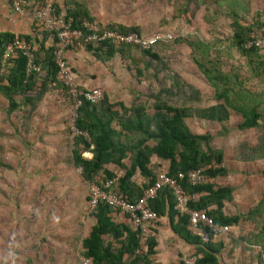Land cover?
<instances>
[{"label":"rangeland","instance_id":"1","mask_svg":"<svg viewBox=\"0 0 264 264\" xmlns=\"http://www.w3.org/2000/svg\"><path fill=\"white\" fill-rule=\"evenodd\" d=\"M43 1L27 0L28 12L21 16L12 11L9 3L8 8L13 21L27 23L29 34L36 33L39 39L44 31L45 48L51 44L52 35L35 26L31 18V10ZM51 1L59 15L75 6L84 7L92 18L84 22L94 23L100 31L127 30L143 37L172 35L167 40L159 38L156 45L148 48L157 58L145 55L144 49L136 45H120L112 56L96 58L97 69L110 72H105L106 81L104 78L102 84L93 86L102 95H110L107 102H121L126 108L142 106L149 114L157 99L174 106H188L191 111L221 103L214 92L225 89L226 102L231 104L227 107V120L216 122L191 116L185 121L192 132H208L209 145L223 152L228 172L215 182L233 188L223 212L245 213L260 201L264 195V155L258 156L262 151L260 145L264 147V51L247 56L232 43L231 34L233 19L264 18V0ZM67 48L75 52L82 44L77 39ZM194 61L209 68L211 75L213 70L222 74L221 80L226 81L216 80L211 85ZM39 68L36 85L44 79V66ZM61 84L47 83L39 89L36 86L30 92L33 98L29 102L15 96L18 107L14 110L7 109V102L0 95V264H88L83 260L81 241L94 221L87 203L88 184L93 181L84 180L80 169L72 164L71 151L80 145L75 146L72 133V96ZM83 88L76 84V89ZM157 91L160 95L155 99ZM233 106L254 107L260 115L258 125L236 127L242 118ZM112 127L118 128L115 120ZM239 142L255 146L259 152L255 151L253 158L251 153L244 158V152L235 151ZM81 156L88 158L90 152L83 151ZM123 164L128 161L123 159ZM161 164L163 161L150 158L151 172L156 175ZM105 167L115 176L121 174L117 166ZM132 178L142 179L137 174ZM95 179V184H102L101 174ZM229 226L228 231L214 236L225 245L220 264H264V202L250 218ZM156 231H161V227L155 228L152 235L162 246L168 234ZM175 247L181 250L182 260L194 258L184 244Z\"/></svg>","mask_w":264,"mask_h":264},{"label":"trees","instance_id":"2","mask_svg":"<svg viewBox=\"0 0 264 264\" xmlns=\"http://www.w3.org/2000/svg\"><path fill=\"white\" fill-rule=\"evenodd\" d=\"M56 11L55 8L54 13ZM64 18L69 19L71 27L80 29L82 36L88 33L83 23H85L84 21L90 22L92 18L89 17L84 7L75 6L67 9ZM241 20L243 19H233L232 43L236 48L247 53V56L256 52L259 53L260 51L253 48H242V43L252 24L246 23L247 19ZM251 22L259 23L257 19ZM133 31L137 30L133 29ZM43 32L39 39L34 37L35 35L19 34L27 42L37 41V50L34 51L35 62L44 66V73L41 72L44 79L39 85L35 84L37 72L26 73V57L20 52L7 59L2 58L3 47L6 42L12 39L14 33L0 32V95L5 98L8 110H14L18 107L15 96L20 95L24 102H29L33 98L30 97V92L35 91L36 86L39 89L40 85L47 83H62L56 78L57 68L52 54L55 39L53 38L51 44L44 48L42 40L45 38V33ZM79 40L82 48L92 52L95 58L110 57L120 50L107 41L96 44L84 43L82 38ZM123 45L127 46V44ZM154 45L156 43L152 44L150 48ZM70 46L72 45L67 47ZM143 52L151 58H157L150 49H144ZM2 61L3 65H1ZM194 62L203 77L211 85H214L216 80L226 81L221 80L222 74L213 70L214 74L211 75L209 68ZM62 86L65 89L68 88L64 84ZM159 95L160 91H157L154 95L155 99ZM214 97L222 99V102L193 111L188 106H174L157 99L152 104L151 114H146L142 106L126 108L121 102L109 103L104 95L97 103H89L81 99L75 110L76 117L74 119V126L77 130L74 135V144L75 146L80 145V148L72 149V164L80 169L81 177L88 182L93 181L92 183H94L98 174L102 175V184L103 181L115 178L109 187L103 188L102 184L99 186L105 191L110 190L119 193L129 201H135L142 194V190L154 180L155 174L151 172L149 166L150 158L154 155L159 159L168 161L166 174L175 178L179 184L181 193L187 197V208L204 210L216 225H233L240 219H248L256 213L259 204L264 202V195L253 208L248 209L245 213L225 214L223 212L224 203L231 199L233 188L231 185L215 182V179L225 176L227 173L226 167L221 165L223 161L222 151L209 145L211 135L208 132L192 133L183 121L184 118L191 116L216 122L227 120V107H231V104L226 102V90L221 89V91L214 92ZM114 106L118 107L119 110H130V112L117 111L113 109ZM233 107L242 118L240 123L235 125L236 127L244 129L258 125L260 115L254 107L247 109L241 106ZM112 120H115L118 128L112 127ZM246 145L244 142H239L235 147L236 153L244 152V158H247V154L251 153L250 158H253L254 152H259L262 148L261 153L257 155H264L263 146L260 145V149L257 150L255 146L248 147ZM83 151L90 152V157H82L81 152ZM123 159H126L128 164H123ZM108 164L119 167L121 174L115 176L111 169L105 167ZM198 167L204 168L201 173V181L191 184L186 176L181 179L176 178L178 172L185 174L187 171ZM136 171L145 178V183L137 185L132 181ZM194 194L198 196L196 199L191 198ZM148 205L158 217L167 216L171 231L185 242L194 245L193 264H220L218 255L223 250V242L214 239V232L203 225L199 226L200 231L192 232L188 228V215L174 209V196L169 188H160L155 197L148 201ZM92 217L94 221L87 235L81 241L83 259H87L89 264H152L149 256L154 253L155 240L153 235L146 238V249L141 252L139 251L137 231L128 224L125 215L119 221H114L109 206L103 201H98L92 211ZM154 224L157 226L159 221H155ZM203 233L205 234L204 238L202 237ZM178 264L185 263L183 260H179Z\"/></svg>","mask_w":264,"mask_h":264},{"label":"built area","instance_id":"3","mask_svg":"<svg viewBox=\"0 0 264 264\" xmlns=\"http://www.w3.org/2000/svg\"><path fill=\"white\" fill-rule=\"evenodd\" d=\"M9 4L12 11L17 16L24 15L27 12L25 11V5L27 4L26 0H9ZM31 18L34 20L33 23L36 26L49 32L52 35V39H55V47L52 54L57 68L56 78L68 87L67 91L72 96L75 110L78 107L81 99L87 100L90 103H96L101 99L102 93L96 87L86 88L80 91L76 89L73 73L67 65L64 56V50L68 45H72L75 40L82 38L83 42L98 44L101 41H107L114 47L127 44L148 49L159 38L167 40L171 39L172 37V35L168 33L162 36L155 34L143 37L135 32L115 33L110 30L100 31L94 25V23L86 22L83 23V26L86 28L88 33L82 36L80 29L70 26L69 19H65L62 15L53 13L50 0H45L44 2L37 5L32 10ZM252 20L256 19L254 18L246 22L252 25L246 34L245 40L242 43V48H253L262 52L264 51V18L258 19V24L252 23ZM35 50L36 47L33 43L25 41L20 35L14 33L12 39L6 42L3 47L2 58L7 59L8 57H12L15 53L20 52L26 57V73L31 71L39 73V65L35 62ZM1 65H3V61L1 62ZM75 117L72 118V133L74 134L77 133V130L74 126ZM203 169V167H198L187 171L185 174L178 172L176 174V178L181 179L186 176V179L191 184H195L201 181V173L203 172ZM112 182V179L106 180L102 187L107 188ZM162 187H167L172 192L174 196V209L178 212H184L188 215L187 223L188 228L191 231H200L199 226L203 225L210 231H213L215 236L225 233L230 229L229 225L214 224L204 210H190L187 208V197L181 193L179 184L175 178L168 176L163 170L157 171L153 182L148 184L142 190V194L135 201H129L119 193L110 190L105 191V189L101 188L99 185L95 183H89L87 203L93 211L97 202L103 201L109 206L111 211L125 215L131 227L137 231L139 241L141 243H145L146 238L152 235V231L155 228L154 223L158 220L156 212L149 207L148 201L154 198L157 191ZM202 237H205L204 233L202 234ZM83 260L89 264L87 259ZM193 260L194 258L183 261L185 264H193Z\"/></svg>","mask_w":264,"mask_h":264},{"label":"crops","instance_id":"4","mask_svg":"<svg viewBox=\"0 0 264 264\" xmlns=\"http://www.w3.org/2000/svg\"><path fill=\"white\" fill-rule=\"evenodd\" d=\"M4 2H2L0 4V32L26 33V34L28 33L29 34V32H30L29 28L25 27V25H27V23L25 21H19V22L13 21L12 17L9 14L10 10L8 8L9 7L8 1L4 0ZM21 29H22V31H20ZM29 35H31V36L35 35L34 37H36V33H30ZM36 38H38V37H36ZM64 56H65L67 65L69 66L70 70L73 73L74 84L80 85L84 88H90V87H94L93 85H98L99 82H100V84H102V81L104 78H105V81H106V78L108 79V76L105 75L106 74L105 72L107 71V73H108L110 71L106 70L104 72V71L98 70L96 65H95L96 58L91 53L85 51L83 48H79L75 52H73L71 49H66L64 51ZM84 57H85V62H83ZM86 61H87V64H86ZM97 71H99L100 73H97ZM109 75H111V73H109ZM110 99H111V97L107 93L106 100L109 101ZM113 109L120 111L118 109V107H115V106L113 107ZM144 111L146 112V114H149L148 113L149 111H147V110H144ZM227 112H228V118H229V116H230L229 109H227ZM187 118L189 119L190 117L184 118L183 121H184L185 125L187 126V128L189 129V131L192 132L190 130L188 124L185 121V119H187ZM193 118H196V117L193 116ZM202 120H204V119H202ZM111 124H112V122H111ZM192 133L202 134V133H198V132H192ZM222 154H223V152H222ZM153 157L156 158L157 160L163 161L164 164H161L160 169L166 172L167 166H168V161L159 159L156 156L152 155L151 158H153ZM223 160H224V157H223ZM221 165L224 166L223 161H222ZM224 167H226V166H224ZM226 169H227V167H226ZM227 172H228V169H227ZM134 174L139 175L137 173V171ZM132 181L137 185H140L141 183L146 182L145 178H143V177L141 180H134L132 178ZM197 197L198 196L196 194L191 196L192 199H196ZM111 216L114 219V221L117 222L120 220V218L123 215L111 211ZM158 221H159V224L156 226V228L158 230V228L161 227V231H156V233L159 234V232H164V234H168V238L166 239L165 244L160 246V243L157 241V238L154 236V240H155V245L153 247L154 253L149 256L152 264H178V261L182 260V253H181V250H178L179 248H177L175 246L179 245L181 247L182 244H184V248H186V249L189 248V251H191V254H193L194 245L185 242L183 239L178 237L173 231H171V229L169 227V221H168V218L166 215L159 216ZM127 222L129 224L128 219H127ZM165 222H166V229L164 228ZM192 232H196V231H192ZM159 246L161 248H159ZM224 247H225V245H224ZM224 247H223V250H224ZM145 249H146V242L141 243L139 241V251L143 252V251H145ZM223 250L220 252L218 257H220ZM254 263L255 264H262L258 261H255Z\"/></svg>","mask_w":264,"mask_h":264},{"label":"clouds","instance_id":"5","mask_svg":"<svg viewBox=\"0 0 264 264\" xmlns=\"http://www.w3.org/2000/svg\"><path fill=\"white\" fill-rule=\"evenodd\" d=\"M44 1H45V0H44ZM44 1H43V2H44ZM50 1H51V0H50ZM26 2H27V0H26ZM8 3H9V0H8ZM27 4H28V2H27ZM27 4H26V5H27ZM39 4H40V3H39ZM9 5H10V4H9ZM26 5H25V6H26ZM51 7H52V9H53L52 1H51ZM27 12H28V11H27ZM53 13H54V11H53ZM54 14H57V13H54ZM57 15H59V14H57ZM62 16H63V18H64V15H62ZM34 25H35V24H34ZM35 26H36V25H35ZM17 34L19 35V33H17ZM28 35H29V34H28ZM31 43H33V44L35 45L36 50H37V45H36L37 42L32 41ZM77 86H78V85H77ZM90 88H92V87H90ZM83 89H86V88H83ZM79 91H80V90H79ZM101 98H102V97H101ZM86 101H87V100H86ZM97 102H98V101H97ZM97 102H96V103H97ZM89 103H90V102H89ZM87 200H88V196H87ZM158 219H159V217H158ZM157 221H158V220H157ZM155 228H156V226H155ZM155 228H154V229H155ZM154 229H153V231H154Z\"/></svg>","mask_w":264,"mask_h":264}]
</instances>
